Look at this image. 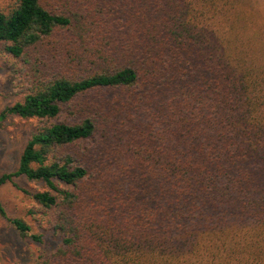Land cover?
I'll return each instance as SVG.
<instances>
[{"label":"trees","instance_id":"trees-1","mask_svg":"<svg viewBox=\"0 0 264 264\" xmlns=\"http://www.w3.org/2000/svg\"><path fill=\"white\" fill-rule=\"evenodd\" d=\"M230 5L13 0L0 8V43L28 88L0 120L41 122L0 185L19 188L21 175L44 184L19 189L49 212L58 241L32 264H147L164 256L167 230L197 237L191 226L229 219L264 231V62L251 66L224 46L217 22ZM0 217L42 241L1 204ZM259 241L264 262V233Z\"/></svg>","mask_w":264,"mask_h":264},{"label":"rangeland","instance_id":"rangeland-1","mask_svg":"<svg viewBox=\"0 0 264 264\" xmlns=\"http://www.w3.org/2000/svg\"><path fill=\"white\" fill-rule=\"evenodd\" d=\"M13 0H0V8L7 9ZM235 6L225 7L218 16V29L223 31L224 46L234 57L249 65L264 62V0H233ZM20 61L4 51L0 43V111L7 105L23 99L28 92L26 80L19 73ZM41 122L36 118L8 116L0 120V175L14 171L20 153L30 134ZM21 189L43 191L47 187L25 176L14 178ZM6 182L0 185V204L10 217H19L30 226V233L41 234L37 242L21 236L13 226L0 217V264H32L41 254H49L57 240L47 230L49 212L30 195ZM253 222L229 219L207 228L192 227L195 235L183 236L179 230H167L163 255L147 256V264H264L260 258L263 243L259 237L264 231L253 229ZM190 227V226H189ZM253 227V228H252ZM216 231V232H210ZM176 255H171L173 249ZM167 252V253H164ZM174 256L165 262L164 258ZM264 257V256H263Z\"/></svg>","mask_w":264,"mask_h":264}]
</instances>
